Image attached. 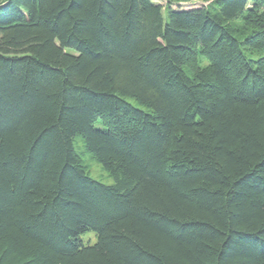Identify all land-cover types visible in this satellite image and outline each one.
Segmentation results:
<instances>
[{"label":"trees","instance_id":"obj_1","mask_svg":"<svg viewBox=\"0 0 264 264\" xmlns=\"http://www.w3.org/2000/svg\"><path fill=\"white\" fill-rule=\"evenodd\" d=\"M189 1L0 0V264H264V0Z\"/></svg>","mask_w":264,"mask_h":264},{"label":"rangeland","instance_id":"obj_2","mask_svg":"<svg viewBox=\"0 0 264 264\" xmlns=\"http://www.w3.org/2000/svg\"><path fill=\"white\" fill-rule=\"evenodd\" d=\"M154 2L160 3L162 5L169 3V0H154ZM210 2V0H190L189 2L186 3H177L174 2L172 3L173 7H199V6H204L206 4H208ZM243 23V19L240 18L238 20H235L234 22H232V24L236 25V27H241ZM195 65L196 66H202L205 64V60H203V58H201L200 56H198L195 60ZM73 146L75 151L78 153L79 157L81 158V161L84 165V167L86 168V170L88 171L89 175L102 182V183H106L108 184L112 182V179L109 177V175L102 170L101 166L95 161V159H93V157H91L87 152L83 151V147H82V143L79 140L78 136H75L73 138ZM90 238L92 239V241H94V234L92 232H87L85 233V235L82 236V239H87ZM84 240V241H85Z\"/></svg>","mask_w":264,"mask_h":264}]
</instances>
